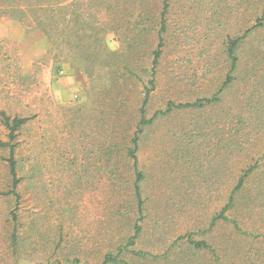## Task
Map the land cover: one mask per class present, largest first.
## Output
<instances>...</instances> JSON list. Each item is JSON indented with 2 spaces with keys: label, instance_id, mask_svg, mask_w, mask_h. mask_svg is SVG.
Returning a JSON list of instances; mask_svg holds the SVG:
<instances>
[{
  "label": "rangeland",
  "instance_id": "rangeland-1",
  "mask_svg": "<svg viewBox=\"0 0 264 264\" xmlns=\"http://www.w3.org/2000/svg\"><path fill=\"white\" fill-rule=\"evenodd\" d=\"M111 1L94 0V17L103 18L94 27L105 29L109 50L121 52V37L108 30V17L114 12L107 8ZM241 1L169 0L147 117L170 100L191 102L220 88L228 70L227 36L242 34L261 9L259 0H250L249 8ZM126 6L131 7L127 0ZM144 38L128 51L140 78L128 77L122 86L124 107L112 115L114 90L104 92V70L89 78L80 64L54 60L42 32H26L13 18L0 19L4 49L17 57L20 73L27 75L14 79L0 70V108L9 114L26 109L34 117L18 137L17 157L26 161L30 179L20 190L19 255L25 259L21 264H101L106 252L133 233L138 214L131 163L120 160L119 178L108 183L94 164V130L102 132L124 120L125 133L133 131L144 87L150 86L149 75L141 73L136 62L144 61L148 69V53L156 46L154 32ZM239 58L235 80L217 103L172 111L145 127L140 136L138 160L145 178L143 217L138 223L143 229L135 248L157 257L156 262L143 264H264V124L251 130L235 120V113L242 110L238 105L257 97L244 95L245 77H251L254 64L264 70V27L247 37ZM259 89L260 85L258 92L264 91ZM99 114L107 120L101 128L95 120ZM0 138L7 139L1 123ZM7 155L0 148V190ZM251 165L254 169L225 213L235 224L221 219L211 224L238 177ZM13 206L0 194V264L14 263L6 238ZM187 233L212 245L219 261L209 251H194L186 238H180ZM125 259L134 263L130 255Z\"/></svg>",
  "mask_w": 264,
  "mask_h": 264
},
{
  "label": "trees",
  "instance_id": "trees-1",
  "mask_svg": "<svg viewBox=\"0 0 264 264\" xmlns=\"http://www.w3.org/2000/svg\"><path fill=\"white\" fill-rule=\"evenodd\" d=\"M127 3L131 7L126 6V0H112L107 5V8L114 10L108 17V30L119 34L121 37L124 51L128 53L125 59L123 50L114 52L107 48L105 44V29L98 30L94 27V24L99 21L101 24L103 23L101 16L94 17V0H0V19L13 18L22 25L26 32L34 30L42 32L50 44L49 51L53 53L54 60L63 59L80 64L89 78L93 77L95 72L105 71L107 86L104 87V92H112L114 90V93L112 92L114 95L112 97L114 98L112 115H117L120 111L119 109L124 107L125 97L122 96L124 95L122 86L127 82L128 77L135 76L140 78L137 71L134 72L132 69L134 65L128 51H131L140 43H144L145 36L150 35L152 32L155 34L156 46L148 53L150 57L149 68L146 69L144 67V61L136 62L140 72H147L149 75L148 84L150 86L144 87L143 97L137 109V121L132 127L134 128L133 131L129 135L125 133L128 125L125 128L127 123L124 120H122L121 125L110 124L104 128L105 131L97 132V130H94V164L98 166L99 171L103 172L108 183L114 184L119 178L118 162L120 160L131 163L134 173L132 195L138 214L133 224V233L125 237L124 242L117 245L114 251L106 252L101 264L156 262L157 257L155 255L135 248L137 239L143 229L142 225L138 223V220L143 217L144 201L141 194V184L145 178L143 170L139 167L138 160L140 136L145 127L172 111L203 108L217 103L220 100L221 93L235 80V73L240 62L239 53L247 37L254 29L264 27V0H259L258 3L261 9L258 15L251 17L252 25L245 28L242 34L236 33L227 36L225 55L228 70L220 88L210 97L197 98L191 102L176 103L170 100L166 103L164 109H158L150 117H147L146 106L150 92L155 87L156 69L163 52V34L167 32V13L170 4L169 0H155L154 2L151 0H127ZM241 3H246V8H249L250 4H252L250 0H242ZM245 20L247 22L251 21L248 17ZM257 65L254 64V67L249 70L253 73L251 77L248 76V79L245 77L247 89L244 92V95L250 98L252 95H257V97L254 100H250L249 103L239 104L238 107H242V110H238L235 113L236 125L247 126L251 130L254 129L252 128L253 126L264 124V91L262 93L258 92L259 85L260 89L264 90V70L260 72ZM56 68L60 69V66H56ZM0 70L10 78L27 77L26 74L20 73L17 57L14 56L12 58L11 54L4 49L2 39H0ZM18 101L21 102L19 97ZM99 112L101 113V110ZM101 116L99 114L97 119L94 118L100 128L107 121ZM33 118V115L27 112L26 109L21 111L16 109L13 114H9L5 108H0V123L7 131V139L3 140L0 138V148L8 151V155L2 161L3 181L0 194L7 197L14 204L9 212L6 237L8 241L7 249L11 251L14 259L13 264H21L22 261H25L19 255L22 240V234L20 233L22 223L19 211L23 201V195L20 190L23 181L25 179L26 181L30 180L27 176L28 169L25 171L26 161H22L21 158L17 157V149L20 145L18 137ZM108 118L112 120L111 114H109ZM253 169V165L249 166L238 177L235 187L227 197L225 207L212 218L211 224L220 219L235 224V221H231L232 219L225 213L234 205L236 192L243 187ZM23 171L26 175L22 174ZM180 238H186L187 243L192 246L194 251H209L212 256L217 258L216 251L205 239H193L189 233ZM127 255L131 256L134 263H130L125 259ZM216 261H219L218 258ZM74 262L77 263L78 259H74Z\"/></svg>",
  "mask_w": 264,
  "mask_h": 264
}]
</instances>
